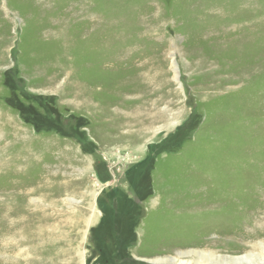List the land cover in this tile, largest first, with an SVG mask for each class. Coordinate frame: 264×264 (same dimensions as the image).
<instances>
[{"label": "rangeland", "instance_id": "374dc122", "mask_svg": "<svg viewBox=\"0 0 264 264\" xmlns=\"http://www.w3.org/2000/svg\"><path fill=\"white\" fill-rule=\"evenodd\" d=\"M263 246L264 0H0V264Z\"/></svg>", "mask_w": 264, "mask_h": 264}, {"label": "bare ground", "instance_id": "6f19581e", "mask_svg": "<svg viewBox=\"0 0 264 264\" xmlns=\"http://www.w3.org/2000/svg\"><path fill=\"white\" fill-rule=\"evenodd\" d=\"M139 111V110H138ZM142 113V111H141ZM132 115V114H131ZM137 115V114H136ZM136 117V116H135ZM147 117V116H146ZM140 120V119H139ZM142 120V119H141ZM140 120V121H141ZM151 121V120H149ZM148 121V123H150ZM143 125V124H142ZM142 128V127H141ZM96 195V194H95ZM95 204L92 206L91 211L92 213L95 212ZM18 219V218H17ZM23 221V222H22ZM30 222V221H28ZM26 221L24 219L22 220H10L9 218L7 219V226L10 228V232L8 233L9 235H7L8 237H12L15 233H17V230H15V227L17 226V228L19 229L18 225L21 224L22 228H24L25 226H27V224H25ZM12 230V233H11ZM17 236V235H16ZM14 237V236H13ZM6 238V237H5ZM84 240V239H83ZM213 253V252H212ZM83 256V255H82ZM250 256L254 257V259L249 258ZM203 260V259H202ZM212 264H263L264 263V246L262 247V250L260 251V253L256 256H254L253 254L250 255H244L243 257H239V258H223L222 260H217V261H210ZM181 264H187L186 262H181Z\"/></svg>", "mask_w": 264, "mask_h": 264}, {"label": "trees", "instance_id": "16d2710c", "mask_svg": "<svg viewBox=\"0 0 264 264\" xmlns=\"http://www.w3.org/2000/svg\"><path fill=\"white\" fill-rule=\"evenodd\" d=\"M133 185H135L134 182H133ZM137 186H138V185L136 184L134 187L137 188ZM126 200H127L128 205L131 206L132 211H134L133 209L135 208V211L137 212L136 206H134V205H136V203L134 202L135 200H134V199H131V198H128V199H126ZM116 202H117V201H116V198H114L113 201L110 202V205L113 206V211H112V213H114V214L117 216V215L120 214V211H117V209H116V204L118 205V202H117V203H116ZM133 207H134V208H133ZM127 214H128V213H127ZM131 214H133V216H131ZM131 214L126 215L127 217H130L131 220H130V222L125 223L126 225H125L124 228H126L129 232H132V235H133V229H134L135 225H137V222H138L139 220H137V218L135 217L134 213H131ZM104 215H106V213H105ZM126 216H125V217H126ZM121 218H122V217H121Z\"/></svg>", "mask_w": 264, "mask_h": 264}]
</instances>
